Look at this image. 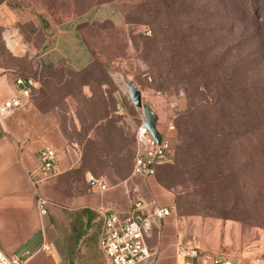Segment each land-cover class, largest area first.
Masks as SVG:
<instances>
[{"label": "rangeland", "instance_id": "1", "mask_svg": "<svg viewBox=\"0 0 264 264\" xmlns=\"http://www.w3.org/2000/svg\"><path fill=\"white\" fill-rule=\"evenodd\" d=\"M11 2L15 4L14 8L18 6L15 9L17 14L14 12L13 17L8 16L5 23L1 22L11 28L16 27L13 24H18L23 36L22 40H18L6 32L3 40L9 54L27 50L23 45L26 41L23 40L31 34L30 23L34 17L37 16L48 24L64 18H79L76 30L83 38V44L86 43L91 60L93 58L90 76L86 78L94 82L105 81L110 88L108 91H101L103 96L100 98L93 95L88 85L78 87L72 78L66 77V91L57 90L51 83L47 84L48 91H44L47 97L44 100L45 104L55 107V115L66 141L72 146L76 145L75 149L83 154L82 165L90 172L88 177L92 175L102 179L107 188L108 185L125 182V205L115 204L113 210H125L134 200L144 198L150 179L152 184L157 183L174 194L172 205L178 215L219 218L216 216L218 210H207L198 202V193L203 187L195 182V178L204 169L186 162V151L195 142L187 136L179 139L178 121L184 117L190 102H195L200 97V91H207L203 87L196 88L195 82H188L196 75L215 77L217 90L229 91L227 84L223 85L224 77L218 67L225 70L230 68L226 71L232 74L234 88L258 91L264 97V23L261 24L264 9H258L257 6L252 13L246 9L242 0H10ZM105 16L108 18H104ZM144 28L149 29L150 34L145 33ZM3 33L4 30L1 31L2 37ZM28 53L29 50L26 51ZM34 57L35 54L32 59ZM28 61L32 60L27 55L21 59L24 67L28 66ZM144 72L148 73L151 80L143 77ZM127 80L135 82L141 90L143 103L155 110L160 131L166 132L170 122L174 125V130L167 133L174 148V160L171 164L159 166L151 177L132 178L130 170L128 173L125 170L126 163L131 168L135 148L134 128L139 123L141 113L129 99L125 85ZM118 107L123 109L121 114L117 112ZM104 108L120 127L121 134L116 137L117 134H113L103 140V152L99 153L93 143L97 139H92L90 124L101 115ZM237 108L234 98L226 102L233 131L239 132ZM180 129L185 133L188 130L192 134L195 132L192 126L189 129L186 124ZM231 139V148L234 150L239 142L234 134ZM115 143L118 144L116 158L107 152L115 149ZM245 143L254 148L257 146L256 139ZM179 144L185 146V154L181 155L180 162L177 149ZM127 148H130V152ZM169 166H174L172 172H161V169ZM124 174H128L127 177L119 181V177ZM220 187L252 191L251 197L257 201L256 210L262 215L264 208H259L258 205L261 204L257 195V191L264 189L261 179L256 177L247 181L240 177ZM228 196L227 199L230 198ZM230 203L228 200L227 205ZM237 222L245 228L256 229L264 234L262 225ZM256 257L264 258V251Z\"/></svg>", "mask_w": 264, "mask_h": 264}, {"label": "crops", "instance_id": "2", "mask_svg": "<svg viewBox=\"0 0 264 264\" xmlns=\"http://www.w3.org/2000/svg\"><path fill=\"white\" fill-rule=\"evenodd\" d=\"M12 2L0 0V31L4 30L3 37L0 35V102L14 93L16 76L34 78L36 87L31 102L10 116L3 127L0 125V248L19 256L24 264H107L98 247V230L94 232L98 218L89 220V227L83 233L80 225L87 218H76L75 212L96 211L102 219L105 210L113 209L115 204L125 205L126 184L108 185L104 191L89 186V172L83 176L77 173L80 156L66 141L55 107L43 103L40 94L43 85L40 70L44 66L65 62L79 70L91 62L90 53L76 30L79 18L48 24L34 17L35 28L23 40L27 50L9 54L3 44L4 35L8 33L18 40L23 36L18 24L11 28L2 23L8 16L17 14L18 6L14 8ZM25 55L32 60L27 67L21 62ZM45 146L55 149L56 160L51 176L37 182L39 152ZM148 180L147 192L140 199L172 205L174 194ZM39 193L47 199L46 214H41L37 207ZM101 226L100 222L99 230ZM146 243L155 257L153 261L138 264H192L193 258L186 249L193 245L210 255L228 256L233 264H248L263 253L264 234L237 221L181 216L173 211L151 229ZM45 244L49 250L42 249Z\"/></svg>", "mask_w": 264, "mask_h": 264}, {"label": "trees", "instance_id": "3", "mask_svg": "<svg viewBox=\"0 0 264 264\" xmlns=\"http://www.w3.org/2000/svg\"><path fill=\"white\" fill-rule=\"evenodd\" d=\"M242 2L246 9L252 13L256 10L257 6L258 9H264V2L262 3L258 0H242ZM35 19L39 20L37 16ZM262 23H264V20H262ZM78 27L80 28L81 26ZM30 28H35L33 22L30 23ZM90 64L91 62L79 70L71 68L65 62H61L57 66H44L40 70V77L43 79V85L40 89L42 102L45 103L44 97H47L44 92L48 91L46 88L47 84L51 83L57 90L66 91V77L72 78L78 87L82 88L84 85H88L90 91H93V95L102 98L103 93L101 91H108L110 87L105 81L94 82L87 80L86 77L90 76ZM229 69L226 70L228 71ZM218 70L223 74V85L227 84L229 91H218L216 87L218 83L215 77L208 78L204 74L196 75L188 81L189 83L195 82L196 88L203 87L207 91H200V97L195 102L194 100L190 102L187 112L183 115L184 117L181 121H178L179 139L182 140V137L185 138L187 136L195 142L193 147L188 152L186 151L187 156L185 158L186 162L191 166H200L204 169V172L195 178V182L200 183L203 187V190L198 193L200 199L198 202L202 204L203 208L210 211L218 210L219 213L216 216L220 219H230L244 224L264 226V209L262 215H260L256 210L257 201L251 197L252 191L220 187L240 177L247 181H252L257 177L264 183V97L258 91H245L241 87L234 88L231 72H227L225 69L219 67ZM19 76L30 77L28 75ZM104 85L106 86L103 88ZM231 98H234L238 106L236 115L239 132L237 130L233 131L231 118L226 111V102H230ZM101 111V115L97 119H91L93 121L90 124V127H92V139H97L93 143L96 149L99 150V153L103 152V148L101 147L103 140L108 139L113 134H117L115 137L121 134L120 127L108 115L107 109L104 108ZM184 124L189 129L192 126L195 132L192 134L188 130L185 133L184 130L180 129ZM233 134L236 141L239 142L234 150L231 148ZM254 139L257 140L256 148L245 145L246 141ZM117 145L115 143V149L107 150V152L111 153L112 157H117ZM184 148L185 146L182 144L177 146L179 151L178 162L181 160V155L185 154L183 152ZM127 150L130 152V148H127ZM82 160L83 154L81 153L77 173L83 176L89 171L83 167ZM125 170L127 173L131 170L128 163H126ZM162 170L172 172L174 166L161 169V172ZM127 175L124 174L119 177V181L124 180ZM159 180L161 184L165 185L162 179ZM263 193L264 189L257 191V195L259 196L258 201L261 204V206L258 205L259 208H264ZM227 196L230 198L227 199ZM228 200L231 201L229 205H227ZM79 216L87 218V222L80 225L83 233L89 227V220L95 217L98 218V224L95 226L94 232L98 230L99 238L103 226V218H100V214L96 211L81 209L75 212V217ZM100 222L102 226L99 230Z\"/></svg>", "mask_w": 264, "mask_h": 264}, {"label": "built area", "instance_id": "4", "mask_svg": "<svg viewBox=\"0 0 264 264\" xmlns=\"http://www.w3.org/2000/svg\"><path fill=\"white\" fill-rule=\"evenodd\" d=\"M144 32L150 34V30L144 28ZM143 77L151 80L147 72ZM16 88L14 93L0 102V125L18 109L31 102L36 81L32 77H15ZM118 107L117 112H122ZM142 112L139 113V123L134 128V155L130 170V177L146 178L154 176L158 166L171 164L174 160V148L167 133L174 130L170 122L166 132L158 128L162 135L158 143L148 128L143 124ZM165 136V139H164ZM74 148L76 145L73 146ZM79 156L81 153L76 149ZM56 160V151L53 147L45 146L39 152L40 166L37 170L38 180L48 179L53 171ZM88 182L91 188L104 191L106 183L97 177L90 175ZM37 207L41 214H46L47 199L42 195L37 196ZM175 211L174 205L163 206L153 202H146L140 198L130 203L126 210L107 209L103 214V226L98 238V247L105 256L107 264H138L145 260L153 261L155 253L147 246L146 238L153 227L160 220ZM43 250H49L48 245H42ZM186 253L193 258L192 264H233L228 256L210 255L199 246L193 245L186 249ZM0 264H24V261L15 254H7L0 248ZM248 264H264V258L253 257Z\"/></svg>", "mask_w": 264, "mask_h": 264}, {"label": "water", "instance_id": "5", "mask_svg": "<svg viewBox=\"0 0 264 264\" xmlns=\"http://www.w3.org/2000/svg\"><path fill=\"white\" fill-rule=\"evenodd\" d=\"M125 85L127 88L129 99L131 100L133 105L137 109H140V111L142 112L143 124L148 128L150 133L159 143L162 139V135L157 129L158 115L151 106L143 103L141 90L137 87L135 82L127 80L125 81Z\"/></svg>", "mask_w": 264, "mask_h": 264}]
</instances>
